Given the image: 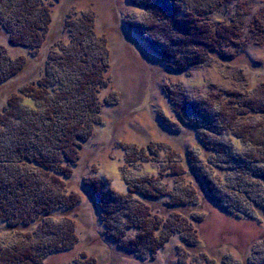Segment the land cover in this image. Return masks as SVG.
<instances>
[{
	"label": "rangeland",
	"instance_id": "1",
	"mask_svg": "<svg viewBox=\"0 0 264 264\" xmlns=\"http://www.w3.org/2000/svg\"><path fill=\"white\" fill-rule=\"evenodd\" d=\"M134 1L42 0V5L51 11V24L45 43L36 51L11 47L5 32L0 29V45L11 56H30L21 75L0 85V111L6 100L19 92L23 84L44 77L50 81L57 79L61 70L55 62L49 61L50 54H65L64 51L72 48L74 42L79 45L81 39L80 35H75L74 24L86 16H92L94 36L89 37L85 44L92 48L91 53L105 54L107 84L99 94L106 109L104 117L100 127L82 145L71 176L65 178L68 191L80 201L68 214L61 215L57 211L53 219H45L41 225L44 229L49 227L59 232L61 240L75 237L76 241L70 248L45 258L42 264H264V185H254L252 177H249L251 172L264 174V116L233 121L241 129L260 126L252 130V137L253 142L263 143L262 146L242 144L228 131L213 134L203 132L201 128L197 130L187 123L188 119L182 118L188 117L182 112L187 102L193 103L195 110L199 111L200 106L210 113L216 108L211 109L208 101L220 100L226 105L230 94L237 95L234 98H238L237 101L244 98L246 101L264 102V88L260 85L264 84V44H255L248 28L257 12L264 10V0L223 4L209 14L208 24L219 27L229 26L232 17L237 12L241 13L243 39L223 42L220 53L234 54L233 59L211 56L184 72L170 70L168 62L155 54L156 36L153 33L146 32L149 34L147 37L137 30L140 24L157 22L158 17H150V12ZM152 18L154 22H150ZM70 23H73L71 30ZM80 28L79 32L83 31ZM151 41L152 44L149 43ZM238 43V46H233ZM108 100H115L117 104L110 107L106 105ZM25 102L33 105L28 100ZM199 102L206 104L201 106ZM228 114L233 116L231 112ZM216 124L223 128L220 122ZM199 132L206 137L203 140L209 146H216L217 152L205 147ZM149 146H152V151L147 150ZM245 149L252 150L253 156L260 161L254 165L221 164L227 160L225 152L235 155ZM133 157L134 160L140 157L141 161L135 162L131 159ZM172 163L187 172L183 175L184 182L194 187L197 203L173 209L167 205V198L146 202L152 215L167 219L175 213L192 223L197 230L196 243L185 232L174 233L155 253L140 249L133 252L124 247L129 246V240L137 235L136 229L131 228L127 229L126 239L122 241L124 246L112 241L101 219L96 195L88 184L96 181L105 195L111 190L125 195V177H158L163 173V184L166 183V190L170 192L181 185L182 180V175L170 173L168 165ZM193 164L208 175L219 197L228 192V187L236 186L251 198L239 197L236 202L238 209L234 211L222 208L192 171ZM46 181L49 184L50 181ZM57 183L56 188H59L61 184ZM127 217L119 218L121 228L126 226ZM33 228L30 229L34 231ZM23 234L27 233L8 230L6 224L0 222V264H4L10 254L24 250L25 244L30 246L29 239H25ZM48 241H43L42 248L55 247L54 241Z\"/></svg>",
	"mask_w": 264,
	"mask_h": 264
},
{
	"label": "trees",
	"instance_id": "2",
	"mask_svg": "<svg viewBox=\"0 0 264 264\" xmlns=\"http://www.w3.org/2000/svg\"><path fill=\"white\" fill-rule=\"evenodd\" d=\"M235 1L240 0H135L142 9L150 12V17H158L157 22L152 18V25L143 23L137 30L147 37L149 34L146 32L156 36L155 54L168 62V68L175 72H184L215 55L223 60H231L234 54L220 53V49L223 42L243 39V15L237 12L229 26L219 27L209 25L207 16L223 4L229 5ZM92 20V16H86L74 24L75 35H80L81 39L79 45L74 42L72 48L64 51L65 54H50L49 61L55 62V66L61 70L57 79L50 81L44 77L23 84L19 92L6 100L0 111V222L5 223L8 230L27 233L23 235L30 243V246L25 244L24 250L10 254L4 264H42L45 258L61 249L70 248L76 241L75 237L61 240L59 232L46 226L44 229L41 225L45 219H53L57 211L65 215L78 205L80 200L68 191L65 178L71 176L82 145L100 127L106 110L99 99L101 89L107 84L104 76L107 68L105 54L91 53L92 48L89 49L85 44L89 37L94 36ZM50 24L51 11L42 5V0H0V29L5 32L8 45L13 48L38 50L46 41ZM71 24H68L70 30L73 27ZM76 25L79 27L76 28ZM79 28L83 31L79 32ZM248 28L254 43L264 44V10L257 12ZM149 43L152 44V41ZM28 56L13 57L0 45V85L23 73ZM260 85L264 88V84ZM235 96L230 94L226 105L220 100L208 101L211 109L216 108V111L211 110L213 114L200 106L199 111L195 110L193 103L187 102L182 112L188 117L182 118L188 119L187 123L197 130L201 128L203 132L213 134L228 131L242 144L262 146L263 143L253 142L252 137V130L260 126L241 129L233 121L255 115L264 116V102L256 103L244 98L237 101ZM25 100L33 105L27 104ZM108 101L106 105L110 107L117 104L115 100ZM170 101L173 102V99ZM199 103L201 106L204 104ZM178 112L181 113L180 110ZM216 122H220L223 128ZM199 136L206 148L217 152L216 146H209L203 140L206 138L203 133ZM147 150L152 151V146ZM252 152L249 149L237 153L239 155L225 152L227 160L221 161V164L254 165L260 159L255 158ZM131 159L134 160V157ZM134 161L139 162L141 158H135ZM216 167L219 168L218 165ZM180 168L174 163L168 165L174 176L182 175L181 185L170 192L166 190V183L163 184V173L158 177H125V195L112 190L105 195L96 181L89 183L88 186L96 195L101 219L106 224L107 236L124 246L122 241L126 239L127 229H136L137 235L129 240L130 245L124 246L133 252L140 249L155 253L174 233L185 232L196 243L197 230L192 223L175 213L167 219L152 215L151 207L146 202L167 198V205L173 209L195 205L198 198L196 191L192 185L184 182L183 175L187 172ZM191 168L206 192L222 208L234 211L238 209L236 202L239 197L247 200L251 198L246 192L239 191V187L236 189V186L228 187L230 193L225 192L219 197L208 175L203 174L195 164ZM250 176L254 185H264V174L254 175L251 172ZM46 180L50 181L49 184ZM57 181L61 184L60 189L56 188ZM126 215L127 224L121 228L119 218ZM36 237L37 241L33 240ZM43 241H54L55 247L42 248Z\"/></svg>",
	"mask_w": 264,
	"mask_h": 264
}]
</instances>
